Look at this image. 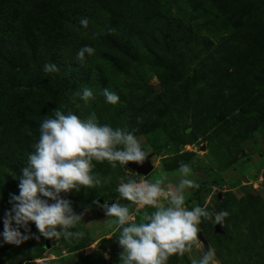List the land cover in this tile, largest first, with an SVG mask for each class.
Here are the masks:
<instances>
[{"label":"rangeland","instance_id":"1","mask_svg":"<svg viewBox=\"0 0 264 264\" xmlns=\"http://www.w3.org/2000/svg\"><path fill=\"white\" fill-rule=\"evenodd\" d=\"M85 45L96 54L81 63ZM1 56L0 232L40 124L55 108L81 118L95 112L100 123L131 132L153 170L142 176L93 161V173L109 182L61 193L83 212L73 231L84 236L3 244L0 264H118L114 218L93 200L129 204L115 191L122 177L178 184L182 162L201 185L195 199L188 190L186 206L230 213L199 226L218 264H264V132L254 121L264 115V0H0ZM47 63L59 71L45 73ZM84 87L94 100L80 99ZM105 88L118 104L105 102ZM207 248L200 241L168 264H191Z\"/></svg>","mask_w":264,"mask_h":264},{"label":"clouds","instance_id":"2","mask_svg":"<svg viewBox=\"0 0 264 264\" xmlns=\"http://www.w3.org/2000/svg\"><path fill=\"white\" fill-rule=\"evenodd\" d=\"M79 23L83 29L89 26L87 17ZM107 31L112 34L115 30ZM95 54L94 47L85 45L77 51L76 60L83 63L86 55ZM43 70L59 71L53 63L45 64ZM102 94L108 104L120 102V97L107 88ZM78 95L85 103L95 99L90 87H84ZM52 112L51 117L42 120L39 138L32 146L34 151L28 155L27 166L20 170L18 194L10 195L11 207L2 220L0 246H20L40 236L55 241L82 238L84 232L73 229L82 222L83 212H74L72 202L62 198L61 193L108 183V178L93 173V161H107L116 168L117 164L143 165L149 157L150 153L131 132L100 123L95 112L85 118L71 110L55 108ZM178 171V184L167 187L163 186L166 179L163 175L155 181L133 178L125 181L122 177L115 191L129 204L93 200L106 217L114 218L109 220V227L114 224L118 231L115 240L121 249L118 264H168L171 256L183 257L192 252L194 245L199 246L198 233L202 231L199 226L203 220L222 224L230 215L226 210L216 213L201 206L187 207L186 193L189 189L199 190L201 185L190 178L193 170L188 164L182 162ZM141 209L142 218L136 222L135 212ZM30 224L35 225L39 235L32 232ZM191 264H218L215 249L207 248L200 258H191Z\"/></svg>","mask_w":264,"mask_h":264},{"label":"water","instance_id":"3","mask_svg":"<svg viewBox=\"0 0 264 264\" xmlns=\"http://www.w3.org/2000/svg\"><path fill=\"white\" fill-rule=\"evenodd\" d=\"M150 159H151V155H149V157L145 160L143 165H137L135 163H129L128 167H126V168H128L132 172L136 173L137 175L147 176L153 170L152 165L150 163ZM99 203H101V202L99 201ZM216 232H219V226H216ZM198 238L202 242L203 246L205 248H207V242H206L205 238L203 237L202 233H198ZM46 250H49L48 245H46Z\"/></svg>","mask_w":264,"mask_h":264},{"label":"trees","instance_id":"4","mask_svg":"<svg viewBox=\"0 0 264 264\" xmlns=\"http://www.w3.org/2000/svg\"><path fill=\"white\" fill-rule=\"evenodd\" d=\"M78 15V14H76ZM0 59L3 61V62H8L7 58L1 56ZM254 121L261 127L262 131L264 132V115H254ZM19 157L21 156V154L18 155ZM2 161H4V157L0 158V163H2ZM18 162V161H17ZM12 167V166H11ZM201 189V187H200ZM199 190H195V192L193 193V196L191 199H195L197 197V195L199 194Z\"/></svg>","mask_w":264,"mask_h":264}]
</instances>
